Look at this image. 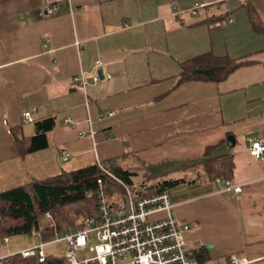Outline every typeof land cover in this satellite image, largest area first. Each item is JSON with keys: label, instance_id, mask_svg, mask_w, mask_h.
<instances>
[{"label": "crops", "instance_id": "1", "mask_svg": "<svg viewBox=\"0 0 264 264\" xmlns=\"http://www.w3.org/2000/svg\"><path fill=\"white\" fill-rule=\"evenodd\" d=\"M248 3L264 27V0ZM41 4L0 0V193L107 161L136 178L185 175L169 192L189 251L264 264V156L249 155L264 142V37L241 0H47L54 14L39 17ZM224 13L219 28L202 23ZM208 51L248 64L221 83L177 85L180 64ZM96 62L111 79L73 83ZM48 117L49 146L21 156L12 130L31 137ZM209 146L232 154L240 193L184 171ZM126 149L136 157L119 161Z\"/></svg>", "mask_w": 264, "mask_h": 264}, {"label": "trees", "instance_id": "2", "mask_svg": "<svg viewBox=\"0 0 264 264\" xmlns=\"http://www.w3.org/2000/svg\"><path fill=\"white\" fill-rule=\"evenodd\" d=\"M241 6L247 13L253 31L264 37V27L256 20L250 10L248 0H241ZM230 20V14L206 17L202 23L215 29ZM248 64L240 59L227 56H215L212 51L188 59L180 64L176 84L190 81L221 83L238 68ZM34 135L24 137L20 128L12 130L13 138L21 156L33 153L49 146L48 134L55 127L53 117L34 122ZM216 146L205 149L203 158L185 168L194 176V181L202 184L215 182L217 179L232 182L234 162L231 153L212 156ZM136 157V154L125 150L119 161ZM112 173L121 179L134 196H146L162 191H170L188 182L185 175L180 178L159 176L149 178L142 176L140 183L135 185L136 174L120 166H113ZM102 180V189L106 193L109 204L117 205L124 190L116 181L105 176L98 165L88 166L76 171L63 172L59 176L45 180H33L27 185L0 193V239L29 235L35 229L40 233L42 242H49L56 235H62L69 229L81 226L85 217L96 216L98 213L97 181ZM49 213L56 223V230L40 225V220ZM202 252L192 255L199 261H207ZM202 255L204 257H202ZM1 264H66L48 251L43 262L36 258H22L20 254L5 257Z\"/></svg>", "mask_w": 264, "mask_h": 264}, {"label": "built area", "instance_id": "3", "mask_svg": "<svg viewBox=\"0 0 264 264\" xmlns=\"http://www.w3.org/2000/svg\"><path fill=\"white\" fill-rule=\"evenodd\" d=\"M47 0H42L39 17L54 14L53 6H46ZM48 40H45L46 44ZM102 78L111 79V74L96 62L89 73L81 72L73 78V83L85 89L88 85L97 84ZM86 105L88 100H86ZM108 116L113 112H108ZM24 120L32 122L29 112L23 114ZM101 119L102 116H99ZM249 155L260 160L264 156V142H251ZM66 158L68 156H65ZM115 162L99 163L100 171L108 178L116 181L124 190L117 205H110L105 191L102 189V180L97 181L98 213L96 216L85 217L81 226L69 229L62 235H56L49 242H42L41 236L35 229L30 236L38 238L39 244L21 250L18 254L22 258H36L43 262L47 248H60L53 253L57 259L66 264H248L246 258L236 254L228 256L224 263L216 260L199 262L189 251L186 234L190 225L181 221L175 214V206L171 201L170 192L162 191L146 196H134L130 188L111 171ZM221 191L231 190L241 192V186L232 182L215 180ZM42 225L56 230L52 216L47 213L42 218ZM8 238L0 239V246L6 245ZM52 253V252H51ZM80 254L85 257L80 258ZM15 255V254H13ZM10 256V255H9ZM7 257V256H6ZM5 257L0 258V264Z\"/></svg>", "mask_w": 264, "mask_h": 264}, {"label": "rangeland", "instance_id": "4", "mask_svg": "<svg viewBox=\"0 0 264 264\" xmlns=\"http://www.w3.org/2000/svg\"><path fill=\"white\" fill-rule=\"evenodd\" d=\"M140 177L134 178V183L135 185L140 183ZM53 218V217H52ZM42 219L40 220V225L44 226L41 224ZM53 222H55V220L53 219ZM56 224V223H55ZM40 240L38 238H32L30 235H20V236H15L12 238L8 239V243L6 245H1L0 246V256L1 255H13V254H18L21 250L27 249L32 247L35 244H39ZM60 248L57 246H50L47 248V251H50L52 253H55L58 251V249ZM85 254H80L79 257H85Z\"/></svg>", "mask_w": 264, "mask_h": 264}, {"label": "water", "instance_id": "5", "mask_svg": "<svg viewBox=\"0 0 264 264\" xmlns=\"http://www.w3.org/2000/svg\"><path fill=\"white\" fill-rule=\"evenodd\" d=\"M227 141L230 142L232 145H234V143H235L234 138H232L231 136L227 137Z\"/></svg>", "mask_w": 264, "mask_h": 264}]
</instances>
